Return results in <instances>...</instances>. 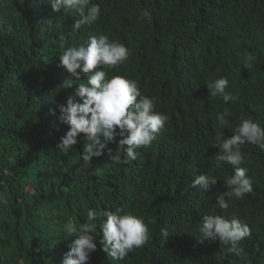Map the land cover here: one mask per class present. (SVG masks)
<instances>
[{
  "label": "trees",
  "instance_id": "trees-1",
  "mask_svg": "<svg viewBox=\"0 0 264 264\" xmlns=\"http://www.w3.org/2000/svg\"><path fill=\"white\" fill-rule=\"evenodd\" d=\"M93 2L100 19L73 32L81 18L76 10L53 12L47 0H0V264H62L79 234L66 225L79 230L90 208L143 216L150 239L114 261L99 244L98 227L87 264H264V151L241 146L247 163L239 167L248 169L253 192L232 197L226 210L216 206V196L228 190L236 166L212 167L220 152L216 138H230L241 117L264 126V0ZM141 9L152 13L150 21L140 18ZM99 35L130 51L127 61L104 69L108 78L135 80L169 119L135 161L110 159L116 137L85 166L83 134L68 152L56 149L68 131L57 105L87 83L82 77L69 87L73 78L59 56ZM220 77L229 80L226 91L236 101L211 95L206 85ZM225 109L230 115L221 127L217 114ZM199 174L216 185L192 187ZM205 215L248 224L244 254L228 252L218 240L199 243ZM161 228L169 232L166 240Z\"/></svg>",
  "mask_w": 264,
  "mask_h": 264
},
{
  "label": "clouds",
  "instance_id": "clouds-1",
  "mask_svg": "<svg viewBox=\"0 0 264 264\" xmlns=\"http://www.w3.org/2000/svg\"><path fill=\"white\" fill-rule=\"evenodd\" d=\"M53 12L61 10H76L81 18L72 25L73 32L81 29L82 25L93 24L101 17V8L93 0H47ZM140 18H152L147 9L140 10ZM130 51L123 45L110 41L106 35L89 37L88 42L78 46L68 47L59 56L60 65L66 69L73 79L67 80L70 87L73 81L86 78L87 83H81L73 95L66 102L58 104L59 120L68 125V131L60 138L56 149L68 152L78 142V136L83 134L87 142L83 147L81 159L85 166L94 157L104 154L108 142H117V149L113 154L108 149L110 159L128 163L135 161L139 155L138 149L146 147L156 139L164 129L169 117L155 109V100L142 95L138 83L124 76L114 75L108 78V71L114 69L128 60ZM247 67V65H246ZM79 70V71H78ZM229 80L220 77L206 85L213 97H221L224 102L236 101L238 97L226 89ZM79 97L80 102L75 98ZM230 113L227 109L217 114L219 126L228 123L226 119ZM103 138V139H101ZM220 152L215 155L213 170L222 167L227 162L236 166L233 175L225 181L228 190L216 196V206L228 209L232 197L242 199L246 194L253 192V179L247 174L242 147L245 143L256 145L264 151V126L259 121L241 117L240 124L235 128L230 138H216ZM123 153V160H121ZM217 180L212 176L199 174L191 182L192 187H199L207 191L216 185ZM227 197V199L225 198ZM103 221L98 225V217ZM87 223L80 225L79 230L74 222L66 225V231L76 233L78 238L70 245L69 251L64 255L62 264H87L90 255L97 249L93 233L98 227L102 238L99 241L102 250L111 260L122 261L134 249L146 245L150 239L148 224L143 216L132 212L104 211L99 213L95 209L87 211ZM154 223V221H153ZM164 240L169 236L166 228H161ZM199 243L218 240L227 247V251L235 255L244 254L240 242L250 237L251 229L248 224L233 216L227 219L221 215H205L199 227ZM246 264H249L246 260Z\"/></svg>",
  "mask_w": 264,
  "mask_h": 264
}]
</instances>
